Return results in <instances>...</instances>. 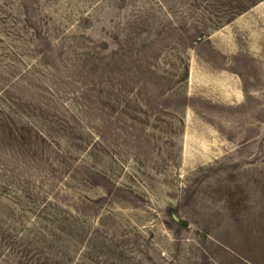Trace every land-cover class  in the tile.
<instances>
[{
    "label": "rangeland",
    "instance_id": "1",
    "mask_svg": "<svg viewBox=\"0 0 264 264\" xmlns=\"http://www.w3.org/2000/svg\"><path fill=\"white\" fill-rule=\"evenodd\" d=\"M0 264H264V0H0Z\"/></svg>",
    "mask_w": 264,
    "mask_h": 264
}]
</instances>
